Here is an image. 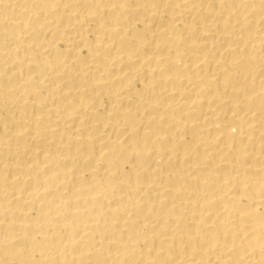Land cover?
<instances>
[{
  "label": "bare ground",
  "instance_id": "obj_1",
  "mask_svg": "<svg viewBox=\"0 0 264 264\" xmlns=\"http://www.w3.org/2000/svg\"><path fill=\"white\" fill-rule=\"evenodd\" d=\"M0 264H264V0H0Z\"/></svg>",
  "mask_w": 264,
  "mask_h": 264
}]
</instances>
